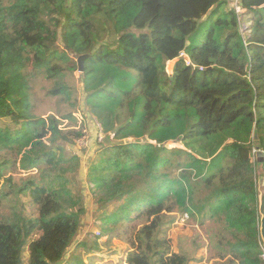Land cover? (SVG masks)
I'll return each instance as SVG.
<instances>
[{
    "label": "trees",
    "instance_id": "1",
    "mask_svg": "<svg viewBox=\"0 0 264 264\" xmlns=\"http://www.w3.org/2000/svg\"><path fill=\"white\" fill-rule=\"evenodd\" d=\"M236 2L251 24L245 34L230 0L0 5V183L12 181L11 164L39 171L22 187L0 188V264H85L81 255L69 261L84 245L78 236L86 206L80 159L65 155L83 134L32 112L23 72L77 55H90L85 102L108 143L84 176L106 243L129 244L126 264H191L166 235L180 213L214 224L210 264H264L256 173L264 167V0ZM77 20L82 28H69ZM17 21L24 41L12 57L3 29ZM174 61L169 75L166 64ZM11 193L37 214L28 215L24 203L4 214ZM99 242L87 253L103 264Z\"/></svg>",
    "mask_w": 264,
    "mask_h": 264
},
{
    "label": "rangeland",
    "instance_id": "2",
    "mask_svg": "<svg viewBox=\"0 0 264 264\" xmlns=\"http://www.w3.org/2000/svg\"><path fill=\"white\" fill-rule=\"evenodd\" d=\"M87 0H73L74 6L75 2L82 6ZM237 0H230L229 7H236ZM15 0H0V5L8 9L14 4ZM116 3L114 7H117ZM237 11V10H236ZM72 12V9H71ZM239 11H237L238 13ZM243 11L238 13L241 20L242 32L245 34L246 30L251 24L245 22L243 16ZM251 16V15H250ZM249 16V17H250ZM107 18L106 15H104ZM80 20L75 22H69V28H77L80 25ZM85 26H89L86 22L83 23ZM23 26L21 22H14L12 26L10 25L6 29H3L5 35L9 36V44L6 47L8 53L13 57L20 53L21 40L23 38ZM86 35V27L83 28ZM109 37L108 40L113 39ZM87 50L91 49V42L85 41ZM34 46V44L32 43ZM57 46H62L63 44H57ZM86 50V48H85ZM83 50V51H85ZM33 57V54H30ZM177 61L169 62L166 64V71L169 75L173 72V67ZM51 67L48 70L42 72L35 71L32 66L23 70L24 74L30 79L32 90V112L39 117L47 118L49 116H55L58 118L61 127L64 130H78L83 134V138L78 141L76 145L67 146L65 148V155L67 157L76 156L80 159L81 166V177L83 182V197L86 206V215L83 217L80 233L78 236V241L80 244H84L83 247H75L71 250L69 255V261L72 262L73 259L81 255L82 260L85 264H98L100 263L99 258L87 253L88 249L95 246V243L101 244L102 248L106 250V253L101 256L106 258L105 264H126V253L130 246L126 242L116 238L111 243H106L104 235H102L101 229L99 227V213L97 212L98 206L93 198L91 189L89 188V182L86 181L89 168L91 163L96 161L97 153L103 147L104 144H108L107 141L102 140V130L100 124L91 114L89 108L86 105L85 98L86 94L83 89V76L79 72V67L77 60L74 57H68L65 61L61 62L58 59H52ZM34 67V59H33ZM61 86H64L65 93H59L58 90ZM177 144H170L169 147H177ZM257 173V184H259L264 179V167H256ZM7 178L11 179V182L2 181L0 183V188L4 185L5 191L10 192L11 187H22L24 182L29 181L33 178L39 177V171L34 170L27 172L22 170L19 165L14 167L13 164L9 166L8 172L6 173ZM83 176V177H82ZM27 199L24 197H16L14 193H11L3 201V212L4 214H9L11 211V206L26 204L25 212L28 215L37 214L36 208L31 204L27 203ZM21 203V204H20ZM114 210V207L111 208ZM111 210V211H112ZM174 223L172 225L166 226V235L171 239L172 249L174 252H186L195 260L191 264H210L215 262L214 260V248L215 244L212 243L210 239L211 233L213 234L214 224L212 222H206V225H201L199 221L192 220L187 215L175 214ZM125 232L118 230V236H123ZM100 234V235H99ZM119 252L114 258L112 256L114 253ZM116 254V253H115ZM75 262V261H74Z\"/></svg>",
    "mask_w": 264,
    "mask_h": 264
},
{
    "label": "water",
    "instance_id": "3",
    "mask_svg": "<svg viewBox=\"0 0 264 264\" xmlns=\"http://www.w3.org/2000/svg\"><path fill=\"white\" fill-rule=\"evenodd\" d=\"M77 60L78 63V67H79V72L80 73H84L85 70V62L87 59L90 58V55H77L74 57ZM181 60H188V58L186 56H181L180 58ZM259 211H260V215H261V238H262V242L264 244V180L261 181V183L259 184ZM264 251V249H263Z\"/></svg>",
    "mask_w": 264,
    "mask_h": 264
},
{
    "label": "built area",
    "instance_id": "4",
    "mask_svg": "<svg viewBox=\"0 0 264 264\" xmlns=\"http://www.w3.org/2000/svg\"><path fill=\"white\" fill-rule=\"evenodd\" d=\"M236 5H237V2H236ZM236 10L239 11L238 13L242 12V10L238 6H237ZM101 136H102V140H103L104 139V135L102 134ZM112 138H113V136H112Z\"/></svg>",
    "mask_w": 264,
    "mask_h": 264
},
{
    "label": "crops",
    "instance_id": "5",
    "mask_svg": "<svg viewBox=\"0 0 264 264\" xmlns=\"http://www.w3.org/2000/svg\"><path fill=\"white\" fill-rule=\"evenodd\" d=\"M116 256H118V255H116ZM116 256H114V258H115ZM105 262H106V261H105ZM105 262H104L103 264H105Z\"/></svg>",
    "mask_w": 264,
    "mask_h": 264
}]
</instances>
